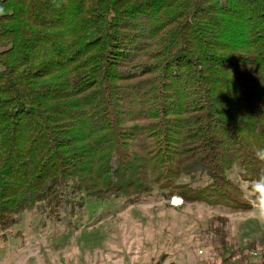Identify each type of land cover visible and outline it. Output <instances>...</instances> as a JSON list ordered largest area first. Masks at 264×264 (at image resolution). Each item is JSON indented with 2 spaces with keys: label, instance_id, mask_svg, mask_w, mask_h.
Listing matches in <instances>:
<instances>
[{
  "label": "trees",
  "instance_id": "1",
  "mask_svg": "<svg viewBox=\"0 0 264 264\" xmlns=\"http://www.w3.org/2000/svg\"><path fill=\"white\" fill-rule=\"evenodd\" d=\"M259 148L264 0H0V243L157 191L252 212Z\"/></svg>",
  "mask_w": 264,
  "mask_h": 264
},
{
  "label": "rangeland",
  "instance_id": "2",
  "mask_svg": "<svg viewBox=\"0 0 264 264\" xmlns=\"http://www.w3.org/2000/svg\"><path fill=\"white\" fill-rule=\"evenodd\" d=\"M230 178L240 182L239 170ZM0 264H264V224L253 211L167 201L157 191L135 205L91 202L58 233L38 210L26 212L0 243Z\"/></svg>",
  "mask_w": 264,
  "mask_h": 264
},
{
  "label": "clouds",
  "instance_id": "3",
  "mask_svg": "<svg viewBox=\"0 0 264 264\" xmlns=\"http://www.w3.org/2000/svg\"><path fill=\"white\" fill-rule=\"evenodd\" d=\"M255 157L261 163H264V148H259L255 152ZM246 194L250 193V202L254 218L264 224V174L258 178L247 181Z\"/></svg>",
  "mask_w": 264,
  "mask_h": 264
}]
</instances>
